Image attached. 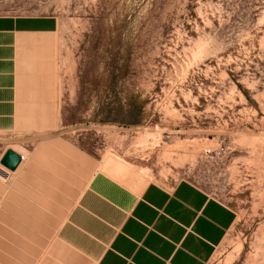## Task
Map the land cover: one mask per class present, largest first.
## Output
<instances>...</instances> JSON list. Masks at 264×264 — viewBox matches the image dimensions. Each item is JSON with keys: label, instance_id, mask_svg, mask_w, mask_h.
Segmentation results:
<instances>
[{"label": "rangeland", "instance_id": "rangeland-1", "mask_svg": "<svg viewBox=\"0 0 264 264\" xmlns=\"http://www.w3.org/2000/svg\"><path fill=\"white\" fill-rule=\"evenodd\" d=\"M40 16L59 21L50 86L0 92V264L53 262L103 165L193 182L235 213L206 264H264V0H0Z\"/></svg>", "mask_w": 264, "mask_h": 264}, {"label": "crops", "instance_id": "crops-1", "mask_svg": "<svg viewBox=\"0 0 264 264\" xmlns=\"http://www.w3.org/2000/svg\"><path fill=\"white\" fill-rule=\"evenodd\" d=\"M58 28L53 16L0 17V92L50 86ZM132 174L123 166L118 177L104 165L93 174L68 215V229L55 238V258L48 264L76 259L82 264H206L211 259L234 223L232 208L185 179L131 188L122 182Z\"/></svg>", "mask_w": 264, "mask_h": 264}, {"label": "water", "instance_id": "water-1", "mask_svg": "<svg viewBox=\"0 0 264 264\" xmlns=\"http://www.w3.org/2000/svg\"><path fill=\"white\" fill-rule=\"evenodd\" d=\"M21 160V156L12 150H7L1 163L11 170H15Z\"/></svg>", "mask_w": 264, "mask_h": 264}, {"label": "bare ground", "instance_id": "bare-ground-1", "mask_svg": "<svg viewBox=\"0 0 264 264\" xmlns=\"http://www.w3.org/2000/svg\"><path fill=\"white\" fill-rule=\"evenodd\" d=\"M199 46H200V45H199ZM24 158H25V157L22 155V158H21L22 161L24 160ZM170 160H171V159H170ZM21 164H22V162H21L20 165L18 166L17 170L21 167ZM0 170H3V171L6 172V170L4 169V167H0ZM17 170H16V171H17ZM6 173H7V172H6ZM4 174H5V173H4ZM0 175H1V174H0Z\"/></svg>", "mask_w": 264, "mask_h": 264}]
</instances>
